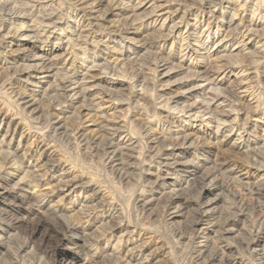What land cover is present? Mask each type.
Here are the masks:
<instances>
[{
	"label": "clouds",
	"instance_id": "9594fccd",
	"mask_svg": "<svg viewBox=\"0 0 264 264\" xmlns=\"http://www.w3.org/2000/svg\"><path fill=\"white\" fill-rule=\"evenodd\" d=\"M0 264H264V0H0Z\"/></svg>",
	"mask_w": 264,
	"mask_h": 264
}]
</instances>
